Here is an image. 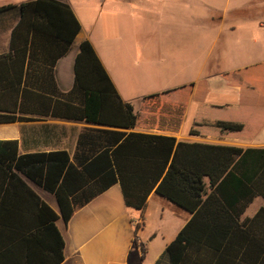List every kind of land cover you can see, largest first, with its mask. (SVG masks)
<instances>
[{"label": "trees", "instance_id": "trees-1", "mask_svg": "<svg viewBox=\"0 0 264 264\" xmlns=\"http://www.w3.org/2000/svg\"><path fill=\"white\" fill-rule=\"evenodd\" d=\"M10 9L0 8V13ZM19 10L22 18L11 42L14 54L48 55L49 49L57 48L56 60L68 52L81 32V24L70 6L57 0L27 2ZM231 76L236 82L239 80V72ZM72 97L79 98L81 106L63 104L67 119L119 129L96 131L95 144L88 148L91 157L77 154L71 162L65 152L22 157H6L0 152V166L5 170L15 169L56 196L65 225L77 209L116 184L121 187L126 206L140 211L142 217L150 194L156 191L193 214L166 249L169 264H199L200 259L207 258L205 251L211 252L215 264H264V208L253 219L240 222L255 198L264 199V149L207 148L218 152L219 157L215 153L214 169L205 170L190 159V146L177 143L173 137L121 131L136 127L137 114L132 105L122 100L89 41L80 44L75 60ZM247 117L236 105H200L190 134L248 138ZM11 121L12 118L0 116V123ZM82 148L81 139L78 150ZM205 176L210 177L212 185L216 184L210 194L204 189ZM0 177L4 183L22 185L42 210L52 214L47 230H52L56 238L52 248L54 264L62 263L65 242L54 224L56 214L27 188L18 174L2 173ZM7 212L11 210L0 207V264H30V252L25 247L28 241L14 245L12 240H6ZM140 228L135 227V235Z\"/></svg>", "mask_w": 264, "mask_h": 264}, {"label": "crops", "instance_id": "crops-1", "mask_svg": "<svg viewBox=\"0 0 264 264\" xmlns=\"http://www.w3.org/2000/svg\"><path fill=\"white\" fill-rule=\"evenodd\" d=\"M32 1L35 0H0V8L12 7L0 13V116L12 118L9 123H0V152L4 156L65 152L71 162H74L77 154L91 157L92 152L88 148L90 144H95L93 135L96 131L119 130L65 117L66 108L63 104L81 106L79 98H70V94L75 84V60L80 44L84 41L92 44L122 100L132 105L137 114L136 127L121 131L173 137L177 143L190 146V159L205 170L214 169L215 153L216 158L219 157L218 152L207 148L242 151L264 149V71L255 73L254 76L247 73L251 68L263 66L264 57L258 61L259 64L220 75L219 79L225 85V90L220 92L236 93L238 103L215 105L205 104V100L195 103L190 100L188 103L180 100L171 102L167 94H163L154 99H143L142 105L137 107L139 103L123 95L112 69L116 50L123 45L126 47L127 42L117 33V27L110 25V30H107L105 25H98L103 15L100 10L93 23L84 25L78 12L83 8L80 0H57L69 5L81 24V32L65 55L55 60L57 48L49 49L48 55L14 54L11 42L12 34L22 18L19 7ZM162 3L165 1L162 0ZM144 14L146 18L152 17L158 22L161 17L160 11L147 10ZM117 16L118 13L111 12L106 20L112 22ZM259 28H264V25L259 24ZM234 72H239L237 82L231 76ZM194 89L195 84L188 85V90L192 92ZM200 105L238 106L248 116L245 120V134L248 138L191 135L195 113ZM81 139L84 141V148L79 151L78 143ZM2 173L18 174L27 188L56 214L54 224L65 242V259L60 264H169L165 255L167 247L193 218V214L156 191L150 194L142 217L140 211L126 206L121 187L116 184L77 209L65 225L54 194L22 177L15 169L7 171L0 166V175ZM203 182L208 194L216 188L209 176H205ZM0 207L11 210L4 216V223L8 225L4 228L6 240H12L14 245L28 241V246L25 247L30 252V264H54L52 248L56 238L52 230H47L48 223L53 219L52 214L42 210L41 205L37 204L22 185L4 183L1 177ZM261 208H264V199L257 197L241 216L240 222L253 219ZM155 216L159 217L158 228L148 230L145 222L152 221ZM137 225L141 228L135 235ZM148 232H155L149 241L147 238L151 235ZM239 242L238 244L246 246L243 241ZM205 253L209 257L207 255L206 259H200L199 264H215L211 259V252Z\"/></svg>", "mask_w": 264, "mask_h": 264}, {"label": "rangeland", "instance_id": "rangeland-1", "mask_svg": "<svg viewBox=\"0 0 264 264\" xmlns=\"http://www.w3.org/2000/svg\"><path fill=\"white\" fill-rule=\"evenodd\" d=\"M80 1L83 8L77 10L84 25L93 23L100 10L98 25L117 27L127 42L116 50L112 69L123 95L137 107L143 99L163 94L171 102L238 103L236 93L220 92L225 90L220 75L259 64L264 57V28H259L264 25V0ZM147 10L160 11L159 22L146 18ZM111 12L118 13L112 22L106 20ZM261 71L264 64L247 73ZM190 84H195L192 92ZM158 223L155 216L145 225L149 230ZM148 234L147 241L155 232Z\"/></svg>", "mask_w": 264, "mask_h": 264}]
</instances>
